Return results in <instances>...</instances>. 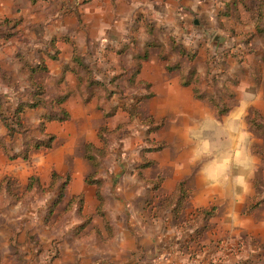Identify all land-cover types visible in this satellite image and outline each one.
I'll list each match as a JSON object with an SVG mask.
<instances>
[{"label": "crops", "instance_id": "1", "mask_svg": "<svg viewBox=\"0 0 264 264\" xmlns=\"http://www.w3.org/2000/svg\"><path fill=\"white\" fill-rule=\"evenodd\" d=\"M214 7V0H0V19L18 22L28 49L36 54L44 50L39 56L49 70L43 79L48 94H56L58 81L61 92L71 93L64 103L71 120L46 124V133L58 137L48 156L50 164L58 165L60 156L74 157L76 144L98 143L97 127L114 128L121 117L106 118L117 101L101 97L106 95L103 89L86 102L71 71L76 68L74 55L90 64L96 81L105 86L140 62L138 79L149 82L154 94L148 108L156 117L170 119L168 131L158 136L164 140L169 131L176 134V172L161 188L163 194H172L187 180L190 196L176 225L169 214L151 221L141 211L149 187L117 183L115 205L108 215L116 224V237L107 247L94 242L95 261L84 264H264V156L254 152L259 139L247 127L252 110L264 117V85H256L260 75L254 79L257 57L246 60V65L235 64L228 73L237 78V104L220 120L195 98L193 86L183 85L180 73L167 71L170 61L162 56L176 62V57L168 58L176 39L185 43L192 33L205 38L213 29ZM236 14L243 30L253 31L255 23L248 13L238 7ZM221 23L228 31L238 22ZM53 39L58 40L56 60L49 46ZM203 43L198 44L200 49L206 47ZM146 51L148 58L143 60ZM203 53L200 50L199 56ZM67 66L70 70L65 71ZM1 80L0 91L6 92ZM45 113L27 111L26 123L38 126ZM81 193L93 200L95 190L73 182L68 194ZM126 205L132 207L130 214H121ZM208 208H215V214L195 219L197 210Z\"/></svg>", "mask_w": 264, "mask_h": 264}, {"label": "rangeland", "instance_id": "2", "mask_svg": "<svg viewBox=\"0 0 264 264\" xmlns=\"http://www.w3.org/2000/svg\"><path fill=\"white\" fill-rule=\"evenodd\" d=\"M214 2L215 14L210 19L213 29L206 37L192 33L182 44L176 39L168 56L176 57V62L162 56L170 61L169 67L175 68L172 73H180L182 79L191 75L192 80L197 78L200 89L217 100L220 110L233 109L237 104L238 82L228 73L237 67L235 64L246 65V60L256 56L254 79L260 75L261 80L256 81V85H264V0ZM238 7L254 21L253 31L243 30L244 25L236 14ZM226 20L238 22L235 30H225L221 22ZM3 21L0 19V77L8 89L0 91V264H84L95 261L94 242L107 247L116 237V224L108 215L110 207L115 205L113 195L117 183H142L149 187L141 211L151 221L169 214L176 225V190L172 194L161 192L166 180L172 179L176 172V134L167 132L169 117L158 118L148 108L147 101L154 94L149 82L138 79L140 62L126 74L114 76L107 85L109 90L103 82L96 81L95 69L90 64L82 58V66L72 61L76 68L71 71L77 76L78 89L83 91L86 102L99 96L97 92L103 89L106 95L101 97L117 101L106 118L118 114L121 117L114 128L106 124L97 127L98 143L85 141L79 147L76 144L74 157L60 156L58 165L50 164L48 156L54 152L58 137L46 133L47 122L44 121L48 108L26 107L20 115L21 125L17 123L16 114L21 103L34 101L37 90L34 82L43 86V97L46 102H51L64 93L60 91L61 81L56 84V94H48L43 79L49 70L44 69L46 63L39 56L44 50L36 54L35 50L28 49V40L18 25L3 24ZM197 21L201 22L200 19ZM52 41L49 46L56 56V45H52ZM202 41L206 47L200 49L198 44ZM200 50L204 52L201 56ZM29 52L33 54L29 55ZM148 54V51L142 53V59H147ZM228 60H232L231 63H227ZM65 69L70 70L68 66ZM224 71L227 75L222 77ZM70 96L69 92L68 99ZM203 102L220 120L232 112L220 115L216 106ZM39 109L46 113L38 126L28 125L26 112ZM262 116L253 114L252 110L247 118L248 130L259 139L253 150L260 156H264ZM165 130L169 134L161 140L158 135ZM48 136L54 137L51 148H37L36 145L46 141ZM183 181L187 186V180ZM73 182L92 187L95 190L93 200L83 193L70 196L68 189ZM131 208L126 205L121 214H130Z\"/></svg>", "mask_w": 264, "mask_h": 264}, {"label": "trees", "instance_id": "3", "mask_svg": "<svg viewBox=\"0 0 264 264\" xmlns=\"http://www.w3.org/2000/svg\"><path fill=\"white\" fill-rule=\"evenodd\" d=\"M13 23L14 26L18 25V22H14L11 21L9 19H5L3 21V24H10ZM62 41H66V39H62ZM58 42L57 39H53L52 41V45H56ZM54 60L57 59V56L53 57ZM43 62L45 63V61L43 60ZM73 62L77 65V66H82L81 63V57L74 55L73 57ZM45 66V65H44ZM47 67H44V69ZM88 69V67H86ZM167 70L169 72L173 71L175 68L174 67H169L168 65L166 66ZM196 75V74H195ZM194 75V77H195ZM193 75L188 76L186 78L183 77L182 79V83L185 86H193L194 88V95L195 98L201 101H207L210 104L214 105V107L216 109H218L219 114H224L225 112H230L232 110V107L229 109H225V110H220L219 105L217 106V100L209 95L206 94L205 91H202L200 89V87L198 86L197 83V78L196 80H192ZM34 87L37 89L35 94L33 95V100L32 103H21L18 107V111L16 114V120L18 125H21V118L20 115L21 113H23L24 109L26 107L29 108H33L36 109L40 106H46L48 108V113L46 114V120L44 122H52V121H57V122H66L70 120V114L68 113V111L66 110V108L64 107V103L67 101L69 94L68 93H63L59 98L51 101V102H46L45 98L43 97L45 94V89L43 88V86L40 83L34 82L33 83ZM1 108V107H0ZM253 114L255 115H259L260 112L257 110H253ZM260 116H262L260 114ZM263 117V116H262ZM252 123V121H249V124ZM45 126V123H44ZM102 130V129H101ZM54 140L53 136H48L46 141H41L39 144L36 145L37 148L40 147H45L46 149H50L52 142ZM176 217H179V214H177V212H181L183 213L184 211V204L186 203V201L188 200L189 196H190V190H188L186 188V183L184 181L180 182L178 184L177 190H176ZM215 208H208V209H199L196 211L195 215V219L199 220V219H203V218H207L208 216H212L215 214ZM181 215V214H180Z\"/></svg>", "mask_w": 264, "mask_h": 264}]
</instances>
